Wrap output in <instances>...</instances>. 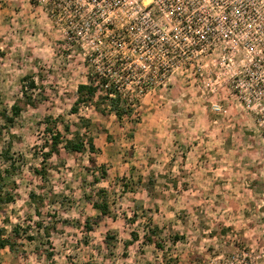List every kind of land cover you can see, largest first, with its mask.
I'll return each mask as SVG.
<instances>
[{
  "label": "rangeland",
  "instance_id": "obj_1",
  "mask_svg": "<svg viewBox=\"0 0 264 264\" xmlns=\"http://www.w3.org/2000/svg\"><path fill=\"white\" fill-rule=\"evenodd\" d=\"M61 28L32 0H0V113L22 107L12 123L0 114V153L9 148L17 166L0 230L19 231L17 251L0 249V264H208L238 246L264 248V105L239 98L243 54L223 67L221 57L202 53L201 71L184 57L164 84L133 93L128 116L104 104L99 112L96 98L73 113L77 86L94 74ZM47 118L63 143L89 120L96 154L62 143L45 160ZM98 189L107 215L92 205Z\"/></svg>",
  "mask_w": 264,
  "mask_h": 264
},
{
  "label": "built area",
  "instance_id": "obj_2",
  "mask_svg": "<svg viewBox=\"0 0 264 264\" xmlns=\"http://www.w3.org/2000/svg\"><path fill=\"white\" fill-rule=\"evenodd\" d=\"M32 2L62 27L68 49L79 44L102 88L112 87L128 101L133 93L138 97L164 84L183 67L184 57L190 58V70L201 71L195 58L202 53L221 57L223 67L243 54L239 73L245 74L233 87L239 88L242 102L264 105V0ZM210 62L209 72L215 66ZM48 264L85 263L54 259ZM208 264H264V248L238 246L211 257Z\"/></svg>",
  "mask_w": 264,
  "mask_h": 264
},
{
  "label": "trees",
  "instance_id": "obj_3",
  "mask_svg": "<svg viewBox=\"0 0 264 264\" xmlns=\"http://www.w3.org/2000/svg\"><path fill=\"white\" fill-rule=\"evenodd\" d=\"M23 80L28 81L27 85L25 87L34 88L35 87V81L33 78L30 77H24ZM96 79V76H91L90 80L87 83H80L77 86L76 89V99L73 103V106L71 108V111L73 113H76L78 111L79 106L93 101L95 98L98 99L96 101V107L98 108L99 112H103V109L101 108V105H105L109 107V110L113 111L115 115L119 118L123 117L124 115L130 114V103L128 99L122 95V93L118 92L114 88L109 89H103L102 88V81H98ZM25 92V94H24ZM102 92V93H101ZM23 94L25 95L26 100L24 101L26 104H31L34 106L33 102L30 101V96L26 95V91H23ZM21 105L19 102H16L12 104L11 106V116L7 115V111L3 110L1 111V116L5 118V120L8 123H12L14 119L20 114L21 112ZM83 124L85 126V130L80 131H74L71 135V138L65 139L63 143V136L60 130H58L57 124H54L53 126H49L48 124L51 123L50 119H46L47 127L45 128L46 131L49 134V141H47V147L48 151L43 153L44 159H48L52 154H58L59 148L61 144L63 143V147L68 152H74V153H83L86 150L89 151L91 155L96 154L97 147L95 145L94 138L89 135L88 131L86 130L87 126H89V120H83ZM65 131H69L68 125L64 126ZM1 132V131H0ZM2 164L5 165V167L0 166V211L2 209V206L11 202L14 199V191L11 188L10 182L8 181L9 177L11 176V172H14L16 170V163L15 159L11 156L10 149L5 148L0 153ZM89 161L92 166H94L95 170H99V173L101 177L106 176V169L102 166L95 167V159L93 157H89ZM39 174H44L42 170L36 171ZM43 172V173H42ZM105 191L102 189H98L96 192V199L92 200V205L95 207L102 215H107L109 212V206L106 200V195L104 194ZM31 200L34 202L40 201V197H36L34 193H30ZM95 198V197H94ZM39 209V208H38ZM39 214V211L36 210ZM88 223V222H87ZM85 224L87 228H91L88 224ZM38 226H42L41 223L38 224ZM4 230H0V249L2 248H9L12 252L17 251V242L16 238L19 234L18 228L14 227L12 229L11 234L4 235ZM145 240L147 242H155L152 240L149 235H144ZM29 239H32L29 237ZM157 244L158 243H154Z\"/></svg>",
  "mask_w": 264,
  "mask_h": 264
}]
</instances>
